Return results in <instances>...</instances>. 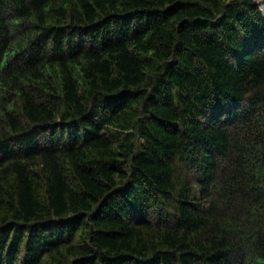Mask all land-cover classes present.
Listing matches in <instances>:
<instances>
[{
	"label": "trees",
	"instance_id": "1",
	"mask_svg": "<svg viewBox=\"0 0 264 264\" xmlns=\"http://www.w3.org/2000/svg\"><path fill=\"white\" fill-rule=\"evenodd\" d=\"M0 0V264H264V3Z\"/></svg>",
	"mask_w": 264,
	"mask_h": 264
},
{
	"label": "rangeland",
	"instance_id": "2",
	"mask_svg": "<svg viewBox=\"0 0 264 264\" xmlns=\"http://www.w3.org/2000/svg\"><path fill=\"white\" fill-rule=\"evenodd\" d=\"M256 3L258 4V6H263L262 4L264 3V0H257Z\"/></svg>",
	"mask_w": 264,
	"mask_h": 264
}]
</instances>
